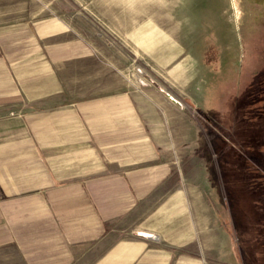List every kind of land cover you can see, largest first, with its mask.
I'll list each match as a JSON object with an SVG mask.
<instances>
[{"label": "crops", "instance_id": "0c3cea01", "mask_svg": "<svg viewBox=\"0 0 264 264\" xmlns=\"http://www.w3.org/2000/svg\"><path fill=\"white\" fill-rule=\"evenodd\" d=\"M58 34L0 18V264H213L170 103L140 87L75 99L60 66L92 48Z\"/></svg>", "mask_w": 264, "mask_h": 264}, {"label": "rangeland", "instance_id": "374dc122", "mask_svg": "<svg viewBox=\"0 0 264 264\" xmlns=\"http://www.w3.org/2000/svg\"><path fill=\"white\" fill-rule=\"evenodd\" d=\"M239 2L240 19L233 0H0L4 21L91 45L92 57L60 66L75 99L140 87L170 103L167 144L190 200L215 216L200 223L213 264H264V201L246 187L264 175V0Z\"/></svg>", "mask_w": 264, "mask_h": 264}, {"label": "trees", "instance_id": "16d2710c", "mask_svg": "<svg viewBox=\"0 0 264 264\" xmlns=\"http://www.w3.org/2000/svg\"><path fill=\"white\" fill-rule=\"evenodd\" d=\"M197 111H198V114H200L202 116L203 121H205L206 124H211L210 126H207V127L205 125H203V128L205 129L207 136L209 137L208 129L212 130L213 124H212L211 120L203 112H201L200 110H197ZM204 152H205V149L202 148L201 150H199V152L197 154L199 156H201ZM201 158H202V156H201ZM251 183L256 184V185H251ZM248 186H250L251 188L253 186H255L254 188H256L257 191L253 193V196L257 197V199H256L257 201H264V175L263 174H258V176H256V177L251 176V179L246 184V187H248ZM229 232H230V229H229Z\"/></svg>", "mask_w": 264, "mask_h": 264}, {"label": "bare ground", "instance_id": "6f19581e", "mask_svg": "<svg viewBox=\"0 0 264 264\" xmlns=\"http://www.w3.org/2000/svg\"><path fill=\"white\" fill-rule=\"evenodd\" d=\"M233 7H234V10H235V16H236V19H240L242 17V10L240 8V2L239 0H233Z\"/></svg>", "mask_w": 264, "mask_h": 264}]
</instances>
